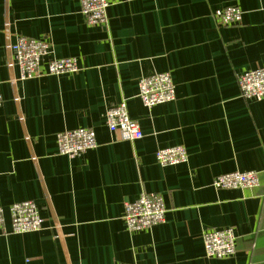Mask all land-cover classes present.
<instances>
[{"label": "crops", "instance_id": "obj_1", "mask_svg": "<svg viewBox=\"0 0 264 264\" xmlns=\"http://www.w3.org/2000/svg\"><path fill=\"white\" fill-rule=\"evenodd\" d=\"M90 25L80 0H0V206L37 201L43 227L2 234L0 264H264V99L246 100L241 72L264 66V0H109ZM243 11L239 25L213 12ZM20 36L75 57L78 73L21 79ZM170 72L176 100L147 108L139 79ZM16 97H19L17 99ZM126 101L144 131L113 132L106 109ZM90 127L97 148L67 157L57 134ZM184 145L186 163L162 166L159 148ZM257 170L261 187L217 189L214 177ZM162 194L166 221L130 231L124 205ZM6 227L11 219L6 213ZM234 227L235 255L208 257L203 235Z\"/></svg>", "mask_w": 264, "mask_h": 264}, {"label": "built area", "instance_id": "obj_2", "mask_svg": "<svg viewBox=\"0 0 264 264\" xmlns=\"http://www.w3.org/2000/svg\"><path fill=\"white\" fill-rule=\"evenodd\" d=\"M81 12L90 25L107 24L109 0H80ZM213 17L219 24L239 25L243 19V11L237 6H223L213 12ZM13 64L20 68L21 79H32L43 71V60L47 59V73L66 74L78 73L81 68L75 57H52V43L46 40L20 36L13 43ZM238 85L246 100L259 101L264 99V66H258L241 72ZM138 96L147 108L155 105L172 103L176 100V86L170 72H158L143 75L138 82ZM19 99V97H16ZM3 97L0 95V105ZM106 122L113 132H121L131 140L144 136L140 124L134 120L128 111L126 101L106 109ZM59 154L75 157L87 150L97 148V133L93 128L83 127L59 132L56 137ZM188 151L184 145L159 148L155 158L162 166H174L186 163ZM263 184L261 174L257 170L231 171L214 177L213 186L217 189H254ZM134 201L124 205L123 218L130 231L151 229L166 221V204L160 193L143 192ZM11 219V225L6 227V213ZM0 206V236L2 234H18L35 232L43 227L40 205L37 201L22 200L12 204L8 210ZM237 232L234 227L210 229L203 235L204 249L208 257L223 259L236 254ZM109 264H123L112 262ZM126 264V263H124Z\"/></svg>", "mask_w": 264, "mask_h": 264}]
</instances>
